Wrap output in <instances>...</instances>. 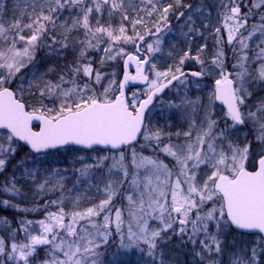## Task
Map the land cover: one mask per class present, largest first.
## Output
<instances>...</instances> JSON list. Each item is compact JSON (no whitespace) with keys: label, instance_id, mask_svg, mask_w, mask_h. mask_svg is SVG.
Here are the masks:
<instances>
[{"label":"snow or ice","instance_id":"1","mask_svg":"<svg viewBox=\"0 0 264 264\" xmlns=\"http://www.w3.org/2000/svg\"><path fill=\"white\" fill-rule=\"evenodd\" d=\"M128 251L264 264V0H0V264Z\"/></svg>","mask_w":264,"mask_h":264},{"label":"rangeland","instance_id":"2","mask_svg":"<svg viewBox=\"0 0 264 264\" xmlns=\"http://www.w3.org/2000/svg\"><path fill=\"white\" fill-rule=\"evenodd\" d=\"M183 38L181 36H179V34L177 32H173L172 34H170L168 36V44L165 46L164 48V57L161 58L159 60V62L161 64H164V63H170L171 61H168L166 59V53L168 52L169 50V47L175 43L178 47H182L183 45L181 44V40ZM98 58V57H97ZM69 59H71V57H69ZM153 121L154 123H158V124H164V120H161L158 116H153ZM173 124H176L177 127H179V124H177L176 122V119L173 118V121H172ZM173 131H175V128L172 129ZM23 153H21L22 155ZM115 250L113 249H110L109 250V253H108V260L110 261L112 259V256H113V252ZM119 261H120V264H142L141 260H140V255L138 252H132V251H128L127 254H124V255H120L118 257Z\"/></svg>","mask_w":264,"mask_h":264},{"label":"flooded vegetation","instance_id":"3","mask_svg":"<svg viewBox=\"0 0 264 264\" xmlns=\"http://www.w3.org/2000/svg\"><path fill=\"white\" fill-rule=\"evenodd\" d=\"M132 70L134 71V68Z\"/></svg>","mask_w":264,"mask_h":264},{"label":"trees","instance_id":"4","mask_svg":"<svg viewBox=\"0 0 264 264\" xmlns=\"http://www.w3.org/2000/svg\"><path fill=\"white\" fill-rule=\"evenodd\" d=\"M25 151H27V149H25Z\"/></svg>","mask_w":264,"mask_h":264},{"label":"water","instance_id":"5","mask_svg":"<svg viewBox=\"0 0 264 264\" xmlns=\"http://www.w3.org/2000/svg\"><path fill=\"white\" fill-rule=\"evenodd\" d=\"M34 123H38V122H34Z\"/></svg>","mask_w":264,"mask_h":264}]
</instances>
